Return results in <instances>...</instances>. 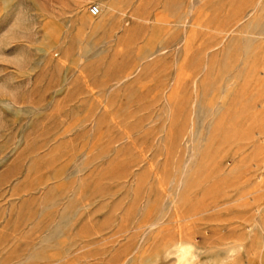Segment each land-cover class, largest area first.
<instances>
[{
    "label": "rangeland",
    "instance_id": "1",
    "mask_svg": "<svg viewBox=\"0 0 264 264\" xmlns=\"http://www.w3.org/2000/svg\"><path fill=\"white\" fill-rule=\"evenodd\" d=\"M0 264H264V0H0Z\"/></svg>",
    "mask_w": 264,
    "mask_h": 264
},
{
    "label": "built area",
    "instance_id": "2",
    "mask_svg": "<svg viewBox=\"0 0 264 264\" xmlns=\"http://www.w3.org/2000/svg\"><path fill=\"white\" fill-rule=\"evenodd\" d=\"M87 11L90 15H95L98 12V6L95 3H89L87 6Z\"/></svg>",
    "mask_w": 264,
    "mask_h": 264
},
{
    "label": "bare ground",
    "instance_id": "3",
    "mask_svg": "<svg viewBox=\"0 0 264 264\" xmlns=\"http://www.w3.org/2000/svg\"><path fill=\"white\" fill-rule=\"evenodd\" d=\"M99 13H100V12H99V8H98V12H97V14H95V15H91V16H97V15H99Z\"/></svg>",
    "mask_w": 264,
    "mask_h": 264
}]
</instances>
